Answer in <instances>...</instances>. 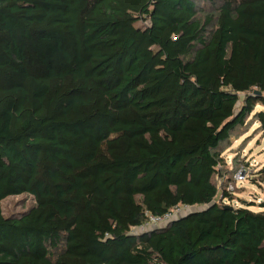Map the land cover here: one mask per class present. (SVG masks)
I'll return each mask as SVG.
<instances>
[{
    "label": "trees",
    "instance_id": "trees-1",
    "mask_svg": "<svg viewBox=\"0 0 264 264\" xmlns=\"http://www.w3.org/2000/svg\"><path fill=\"white\" fill-rule=\"evenodd\" d=\"M248 118L264 0H0V264H264V204L215 182Z\"/></svg>",
    "mask_w": 264,
    "mask_h": 264
},
{
    "label": "rangeland",
    "instance_id": "rangeland-1",
    "mask_svg": "<svg viewBox=\"0 0 264 264\" xmlns=\"http://www.w3.org/2000/svg\"><path fill=\"white\" fill-rule=\"evenodd\" d=\"M239 97L240 104L244 96L239 95ZM260 109L259 106H256V110ZM220 150L224 165L220 167L219 176L215 178V182L219 184V182L225 181L227 185L232 172L237 168H244L246 180L241 184H229L227 190L230 185L233 186V191L231 190L235 199L233 206L236 207L243 201L255 203L253 209L258 210V204H264V172L260 174L264 170V131L261 126L252 118H248L245 126L237 128L232 133L229 142L222 145ZM33 205V199L30 196L22 195L4 200L1 203V210L4 217L18 216L27 212ZM195 211L196 209H189L182 215ZM142 232L133 231L132 233Z\"/></svg>",
    "mask_w": 264,
    "mask_h": 264
},
{
    "label": "built area",
    "instance_id": "built-area-1",
    "mask_svg": "<svg viewBox=\"0 0 264 264\" xmlns=\"http://www.w3.org/2000/svg\"><path fill=\"white\" fill-rule=\"evenodd\" d=\"M244 180H246V171L244 170V168H241L235 173L233 177V184H241L244 182ZM231 190L233 191V186L230 185L227 191L231 192ZM189 209L190 208L188 207H179L173 209V211L165 214L162 217L149 216L147 222L141 225L139 228H136L134 231L144 232L147 228L162 226L169 222L171 219H174L176 216H181L185 211H188Z\"/></svg>",
    "mask_w": 264,
    "mask_h": 264
},
{
    "label": "water",
    "instance_id": "water-1",
    "mask_svg": "<svg viewBox=\"0 0 264 264\" xmlns=\"http://www.w3.org/2000/svg\"><path fill=\"white\" fill-rule=\"evenodd\" d=\"M225 208H227V207H225ZM181 216H183V215H181ZM159 227H162V226H159Z\"/></svg>",
    "mask_w": 264,
    "mask_h": 264
}]
</instances>
